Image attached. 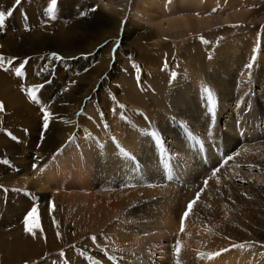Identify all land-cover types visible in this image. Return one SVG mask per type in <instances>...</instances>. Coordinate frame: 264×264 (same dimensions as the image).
I'll return each instance as SVG.
<instances>
[{
	"label": "rangeland",
	"instance_id": "374dc122",
	"mask_svg": "<svg viewBox=\"0 0 264 264\" xmlns=\"http://www.w3.org/2000/svg\"><path fill=\"white\" fill-rule=\"evenodd\" d=\"M104 1L79 0L74 3L73 0H64L63 2L58 0L54 12L49 14L47 8L50 0H22L18 6L15 4V0H0V11L7 13L12 10V15L6 16L10 22L5 21L6 24L4 23L9 31L0 29V56L5 58V60L0 61V96L10 94L13 90L19 93L22 87L29 82L30 85H33V88H36L38 101H33L30 98L32 104L29 106H26L27 104L22 105L26 109L18 107V110L15 111L17 116H13L14 118L11 116L12 121L34 125L31 126L33 128L30 129L31 131L28 130L32 140H30L29 145L26 143L23 148L17 146L26 142H23L25 140L23 137L18 138L21 134L20 131L25 127L10 132V130H7L8 125L3 123L6 119L5 115H0L2 116L0 117V137L4 138L3 142L0 141V264H129L137 254L132 253L131 248L135 245L133 240L128 239V234L131 232L139 236L145 235V242L140 245V248L136 247V252L139 255L142 250L148 248V245L157 244L156 237L160 235V229H162V233L164 232L165 226L162 223L166 214L168 219H164V221L170 222L172 229L167 230L160 240L163 245V255L158 254L155 263L151 264H160L159 262H162L164 257L172 259L173 264H178L183 245L179 244L180 251L177 253V242L184 231L190 233L195 231L190 227V223L195 225V223L200 222L199 230L201 233L206 231L212 236H218L215 231V224L211 225L209 221L208 211L212 200H216V196L218 199L220 198L221 195L217 190L222 187L208 193L204 182L205 180L208 181L210 176L214 177L212 173L215 169L224 167L223 165L229 160L228 157L233 152L231 150L235 148L233 143L229 145L230 141H224V138H222L226 127L230 124L235 125L238 136L241 138L245 136L248 142L253 140L251 136L259 139L258 135L264 134V126H261V122H256L257 119L261 118V115L264 117V104H261L263 110L260 109V113L258 111L259 105L255 104L257 92L254 83L250 85L251 87L247 90L246 96L241 97V104L235 106L233 105L235 101L232 100L230 102L232 105L228 104L230 106L227 105V109H223L204 78L199 84H197V80L192 79L197 99L194 103L200 111L204 110L206 123L204 122L205 125L198 132L200 135L193 134L187 126L181 128L186 139H183L181 135V144L180 146L177 145L180 148L178 150L180 157L174 155L173 152H169V148L165 146L168 141L163 143L157 133L154 132L151 124L153 111H151V114L145 115L127 109L121 104L122 100L123 102L126 101L125 94L127 91L136 90L138 92V87L141 88L144 84L145 76L142 71L144 68L154 75L162 73L165 76L170 75L173 81L179 74H182L180 75L182 78H185V76L190 78V66L185 64L184 58L193 55V50L191 49L188 52L189 54L185 50L189 45L195 43H198L197 45L203 44L204 49L202 51L209 53L213 58L217 56L218 46L224 44V41L229 40L235 43L237 40L243 39L245 42L254 43L250 51L253 55L252 58L255 57L258 63L255 62L259 66H264V39L261 38L260 40V37H258L260 35L264 37V0H243V3H241L242 0L236 1L234 3L239 5L240 9L235 11L231 9L220 10V4L217 3L215 11L210 12L213 13L211 18L204 20L205 26L192 25L179 30L163 29L161 25L156 26L134 18V15L138 16L136 3L139 5V1L129 0L126 16L119 28V33L111 35V38L106 39L105 42H102L88 54L87 52L91 51L89 47L97 45V42H94L95 38H93L95 29H90L89 33L87 31L84 35L80 32H77L79 35L77 33L75 35L69 33V31L78 19H82L81 22H83L88 20L90 15L99 13V6L103 5ZM228 1L231 0H225L226 3ZM31 5L34 7H31ZM93 8L96 11H90ZM81 12L85 15L82 16ZM31 13H34L33 19L30 18ZM226 16L227 20L221 22V19H225ZM126 30H130L131 34L126 36ZM65 32V41L57 49L51 46V43L57 46L61 42V35ZM34 33L36 35L40 34V38H43L44 44L42 46L45 48L41 54L38 53L36 56H32L29 52L28 54H26L27 52L23 53L22 50L25 51L28 45L24 44V41H20L23 37L36 36ZM58 36H60V39H58ZM257 38L261 42L256 45ZM8 39L12 40L15 45L8 48L7 43H5ZM16 46L19 47L20 54H17L14 50ZM4 48L8 49L5 51ZM109 48L112 49L114 54L112 53L113 57H110L108 69L107 65L103 64L96 73H92L90 68L92 60L96 59L97 55L109 50ZM3 49L5 52H3ZM52 52L59 54L63 59L58 60L55 64L46 61L40 64V59H43L44 55L51 58L50 54ZM76 52L84 53L76 55ZM115 54L119 55L117 61L114 57ZM158 57L159 63L157 62ZM8 61L12 63L9 64ZM21 62H25L24 68L21 75L17 76L15 69L20 66ZM153 64L155 66H152ZM33 68L37 70L35 75L32 71ZM103 71L104 73L100 76L102 84L99 83L97 88L94 89L97 95L93 101V97L87 96L83 98L80 108L78 110L74 109L75 104L82 98V94L78 96L77 93L79 92L77 89L75 90L76 86L82 84L87 75L98 76ZM173 73H175V76H173ZM184 82L185 80L182 82V86H184ZM41 84H43V88L36 87ZM103 84L105 85L103 86ZM231 85H233L232 81L231 83L228 82L225 88L229 89ZM82 86L83 84L78 87L81 88ZM205 87L213 93L215 100V105L211 109H209L206 100ZM72 97L78 98L74 104ZM143 97L146 101L148 96ZM237 98H239V95L235 93L233 99L236 100ZM8 99L5 106L12 110L11 105L8 104L9 106H7ZM155 99L167 115L176 113L175 115L181 118L177 114L181 110L179 98L170 99L171 101H167L162 97H155ZM61 102L70 104L65 112H59L60 106H57ZM42 109L51 113L49 127L46 132L42 129ZM226 110L228 113H232L233 117L223 118L222 115ZM126 111L138 117L139 126L131 124L124 117L123 114ZM200 111L196 112L193 109L191 113L200 114ZM7 112L9 110H6L3 114H7ZM182 112L180 114L186 117L187 112ZM257 113H260V118L256 119ZM70 114L72 116L74 114V120L72 117L73 122L76 123L74 131L70 130L69 125L71 124H67L71 119ZM95 118L102 119L104 124L103 133L100 126L93 125ZM169 123L173 127V121L171 120ZM226 123L228 125H225ZM28 127L30 128V126ZM66 129L72 132L69 136L70 139L58 142L57 138L66 133ZM125 131L136 133L131 136V140L137 144L138 149L140 148L138 152L134 153L133 150L128 151L125 150L126 147L121 146L131 154V158L125 157L120 152L119 144L116 142L119 140L118 136ZM151 133H156V137H153ZM26 134L28 135V132ZM13 136L18 139L12 141L14 140L12 139ZM62 138H65L64 135ZM144 138L147 142L144 141ZM7 139L12 140L7 142ZM261 140L263 141V139L258 141ZM41 142L43 146L38 148ZM218 142L220 143L218 144ZM224 143L225 146L222 147L221 144ZM4 145L7 146L4 147ZM39 150L42 152H39ZM144 150H150V156L157 160L156 166L162 168V171L159 170V174L154 176L153 179L152 176L140 175L143 169L139 165L140 162L136 155ZM91 156H99L104 163L102 165L108 164L122 171L118 173L120 177L114 183L117 185L113 187L114 189L122 192L125 189L135 188L137 189L136 194L132 196L136 199H140L141 202L144 200L151 205L156 203L154 207H151L153 210H148V212L154 211L151 216H156V224H152L153 226L146 225V223H143V221H146L144 217L136 219L140 215H136V213L132 215V210L143 208L141 202L137 201L130 204L123 203L119 208V212L112 216V220L116 224L114 228L123 234L121 238L113 234V230L105 224L98 225L91 219V214L86 206L89 203L93 206L94 201L92 203L91 199L85 197L86 206H82L83 203L76 200L78 188H83L89 181L84 180L82 182L80 172L82 169L78 170V167H82L87 161H90ZM59 161L65 164V167L52 172V168L57 167ZM213 164L214 166H212ZM33 165H36V167L34 168ZM24 167L31 171L42 168L46 178L50 179L49 183L53 185L48 189H44L42 194H36V190L30 186L28 188L30 194L27 196L24 194L23 198L7 197V191L10 192L9 187H13L11 182L23 176ZM184 169L187 171H182L185 175L177 176L178 172ZM169 170L173 171L169 173L168 186H166L169 188V194L167 192L166 195L171 194L172 198L176 200L171 205L172 207L169 206L170 202L158 203V200L162 199V194L160 197H147L144 199V190L151 189L153 191L162 188V185L155 182L158 178H162V174L164 176L168 173ZM238 170H242L240 173L244 174L248 180H254L257 177L256 170L251 169L250 166H241L237 169V173H239ZM112 172H114V169L110 168L107 173ZM144 172L149 173L150 169ZM10 175H12V178L6 180V177ZM49 175L50 177H48ZM29 177L31 178L32 174ZM76 180H79V182H76ZM232 182H234V185ZM258 183L264 187V182L259 181ZM235 185L237 186V182L232 178L228 186L234 188ZM14 187V190L19 191L18 185L15 184ZM68 187H71L70 190H66ZM55 191H57V198L52 195ZM226 191L227 189H224V196L227 197L228 192ZM198 192L201 195L193 205L189 216L184 219V231L181 232L182 215L188 203L196 198ZM88 193L90 194L91 191ZM23 200H26L27 204L22 202ZM235 200L238 202L230 201L226 203L228 215L225 216V219L231 226L237 228L240 236L248 237L239 239L241 242L238 241L233 244L236 247H233L234 250L231 252L220 250L217 252L220 255H215L216 252L207 249V255L200 256L195 264H224L226 260H231V264H235V259L241 256L240 252L242 251L244 255L253 256L259 251L260 257H264V231H260L262 232V235H260L259 229L261 228L256 226L257 224L255 225L258 216L244 207V197L242 195H237ZM105 202H108V200ZM261 204L263 207L261 210H264L263 203L261 202ZM34 206L41 208L40 211H37L36 216L41 214L42 219L35 218V224L38 227L33 226L31 223L29 225L24 223L26 214ZM71 206H73V209ZM115 210L116 208L111 211L115 212ZM128 213H131L132 218H128ZM132 219L138 222L134 223L135 221ZM108 220H110V222L107 221L108 223L112 222L111 219ZM125 222L130 224L131 227L125 226ZM156 225L161 226L156 229ZM29 226L33 227L31 233L26 231V227ZM92 237L96 238L95 241L91 239ZM197 238L198 236H195L194 243ZM126 239L128 241H125ZM167 241L174 242V244H168V249H166L167 245L165 243ZM208 241L209 238L205 242ZM239 245H243V248ZM260 249L262 252H260Z\"/></svg>",
	"mask_w": 264,
	"mask_h": 264
},
{
	"label": "bare ground",
	"instance_id": "6f19581e",
	"mask_svg": "<svg viewBox=\"0 0 264 264\" xmlns=\"http://www.w3.org/2000/svg\"><path fill=\"white\" fill-rule=\"evenodd\" d=\"M63 1L64 0H61V2ZM75 1L77 2L79 0H73L74 3ZM138 1H139V5H137L136 3V7H138V10H137L138 16L134 15V18L139 19L140 21H143L146 23L154 24L156 26L161 25L163 29H167V30H179L181 28H188L192 25H196L198 27L205 26L206 24H204V20L211 18V15L213 13H210V12H213V10L216 8L218 4H220V7H221L220 10H223V9L230 10L231 9L235 11L236 9H240L239 5L234 3L239 0H231L230 2L228 1L227 3L225 2V0H219V2L218 0H138ZM97 2H101V0H97ZM224 2H225V5L223 4ZM241 3H243V0L241 1ZM128 5H129V0H105L103 5L99 6V11H100L99 13L90 15L89 19L83 22H81L82 19L81 20L78 19L74 23L73 28L70 29L69 33L79 35V33L77 32H80V33H83L84 35L87 31L89 33L90 29H95L93 38H95L94 42L95 43L97 42V45L89 47L91 48V51L89 50L87 53L90 54L92 50H94V48L98 47L102 42H105L106 39L111 38V35H114V33L115 35L119 33V28L122 24V21L124 20L126 16V10H127ZM31 7H34V6L31 5ZM33 17H34V13H31L30 18L33 19ZM226 20H227V16L225 17V19L222 18L221 22H225ZM5 21L8 23L10 22L9 18L5 19ZM4 25L0 27V29H2V31H9V28L5 27ZM125 34L126 36L130 35L131 31L126 30ZM34 35H36V33H34ZM261 36L262 35L258 36L260 37V40L261 38L264 39V37H261ZM40 37H41L40 34H37L36 36H33V37L28 36L27 38H24V37L21 38L20 41H24V44L28 45L26 46L25 51L22 50V52L23 53L27 52L26 54H28L29 52V54H31L32 56H36L38 53L41 54V52L45 50V48H43L42 46L44 44L43 38L41 39ZM59 37L60 36H58V39H60ZM65 39H66V32L65 34L61 35V42H59L57 46L54 43H51V46L57 49L60 46V44H62L65 41ZM260 40L258 38L256 39V45L257 43L261 42ZM5 43H7L6 46L8 48L15 45L10 39L6 40ZM197 44L198 43L189 45L185 50L186 53H188L191 49L193 50V55H189L184 58L185 64H189L190 66V71H189L190 78L186 76L185 78H182V76H180L182 74H179V76H177V78L173 81L170 78V75L165 76L163 73L154 75L144 68L142 71L144 72L143 75L145 76V82L141 88L138 87L139 89L138 92L136 90L134 91L130 89L131 91H127L125 94L126 101L123 102V100L121 101V99H119L122 102L121 104H123L124 107H127V109L133 110L135 112L148 115V114H151V111H153L154 115L151 120V124H152L154 132L157 133V135L159 136V138L162 140L163 143L164 141H168L165 146L169 148L168 150L169 152H173L174 155L176 154L177 157H180L178 155L179 153L178 150H180V148H178L177 145L179 144L180 146L181 144V140H182L181 135L183 136V139H186V136L184 135V131L181 130V128L182 127L186 128L187 126L193 134L200 135V133L198 132H200L202 126L205 125L206 123L204 110L200 111L198 107L195 106L196 104L194 103L195 101H197V99H196V93L194 92V84L192 82V79L197 80L196 82L197 84H199V82H201L202 79L204 78L208 82L210 89H212V92L216 95V99L219 100L218 102H220V105L223 106V109H227V105L230 104L232 100L235 101L233 104L235 106L241 104L240 103L242 99L241 97L246 96L245 94L246 92H248L247 90H249V88L251 87L250 85H253L252 83H254L256 92H257L256 98H255V101H256L255 104L259 105V110H258L259 112H260V109L263 110L261 108V104H264L263 102L264 100V66H259L257 64L258 61L252 58L253 55H252V52L250 51L252 50V45H254V43L252 44L251 42L250 43H248L247 41L245 42L243 39H239L235 43L229 40L224 41V44L218 46L217 56L213 58L210 56L209 53L207 54L202 51V49H204L203 44H199V45ZM8 48H4L5 51ZM4 49H3V52H5ZM18 49L19 47L16 46L14 50L16 51L17 54H20V50ZM80 53H84V52H76V55ZM112 53H113L112 49L110 50L109 48V50L105 51L103 54L97 55V58L93 59L92 63H90L92 64L90 66L91 72L96 73V71L103 64H106L107 69H108V62L110 61V57H113ZM114 57L117 61V59L119 58V55L115 54ZM40 61H41L40 64H42L44 61H46L47 63L55 64L58 60H53L49 58V56L44 55V58L40 59ZM255 61H257V63ZM157 62L159 63V57L157 59ZM249 63L253 64V67L251 69L247 68V65ZM152 66H155V64H153ZM235 67L236 69H234ZM32 71L34 72V75H35L36 74L35 72L37 70L33 68ZM103 73L104 71L101 72V74L98 76H93L92 74H89L86 76L85 80L82 82L83 86L81 88L78 86L82 84H78L76 86L77 88H75V90L77 89V91L79 92L77 93L79 94L78 96L82 94V98L79 100L78 103L75 104L76 107L74 109L78 110L80 108V105H82L83 103V98L87 96L93 97L92 98V101H93V99L97 95L94 92V89L97 88L99 83H101L100 76ZM184 80H185L184 86H182L181 84ZM231 81L233 82V85H231L229 89L225 88V85L228 82L231 83ZM104 82H105V79H104ZM104 85L105 84H103V86ZM29 88H33V85H30V83L27 82L26 86L22 87L21 89L22 92L19 91L20 94L16 92L15 90H13L12 93L10 94H5V95L0 96V102H2L4 105L6 104V100L9 98L7 101V106L11 105V108H12V110H10L9 107L5 106V110L3 112H0V115H5L6 117L3 123L5 125H8L7 130H10V132L14 130L18 131V129L25 127L23 130L20 131L21 134L18 136V138L23 137L25 139V140L23 139L24 140L23 142L26 141L24 144H18L17 147H22V148L25 146L26 143L29 145L30 140H32L30 139V133L28 130L32 128L31 126L33 124H28L25 122L18 123L14 120L12 121L11 116L12 117L17 116L15 111L18 110V107H22L23 109H26V107L22 105L27 104L26 106H29L30 104H32L30 102V97L27 91ZM235 93L239 95V98H237L236 100L233 99ZM259 94H262V95H259ZM143 96H146V97L148 96L146 98V101H144ZM259 96L261 97L259 98ZM155 97L157 98L162 97L166 99L167 101H169L170 99L179 98L181 102V110L180 112H177V114L181 116V118L175 115L176 113L173 114L172 111H171L172 113L171 115H167L165 110L164 109L162 110V107L156 101ZM221 98H223V100H221ZM77 100H78L77 97L76 98L72 97L73 104ZM68 105H70L68 104V102H61L57 106V107L60 106L59 112H62V111L65 112ZM230 105H232V103ZM170 109H171V106H170ZM193 109L196 112L200 111V114H196L195 112L191 113ZM6 110L7 111L9 110V112H7V114H3L4 112H6ZM182 111L187 112L186 117L180 114V113H183ZM260 113H257L256 119L260 118ZM224 114L222 115L223 118L233 117L232 113H228L227 110L226 112H224ZM123 115L126 119L130 121L131 124L136 125V126L140 125V121L138 117L134 115L133 113L126 111ZM70 117L71 119L69 122H67V124H71L69 125L71 129L70 128L69 129L71 131H74L76 128V125H75L76 123L73 122L74 114L73 116L70 114ZM72 117H73V120H72ZM171 120L173 121V127H171L169 123L171 122ZM257 120L256 122L257 123L261 122V126L263 127L264 117H262L261 115V118L258 121ZM202 121H203V124H202ZM229 122L233 123L235 121H229ZM93 125L100 126L101 132L102 133L104 132V129H103L104 124L102 123L101 118H95L93 120ZM225 125H228V123H226ZM28 126H30V128ZM225 130L226 131H224L222 138H224V141H230L228 143L229 145L233 143L235 147L234 149L231 150L233 151L232 154L230 155L232 159L227 160L225 165H223L224 167L222 166L223 168H219V171L216 172V175L213 178L209 175L210 179L208 180V184H207L208 193H211L213 190L219 187H222L217 190L219 194L221 195L220 198L218 199L216 196L215 197L216 200H212V203L210 204V208L208 211L211 217V218L209 217V221L211 222V225L215 224V231L218 233V236H214V235L212 236V234L207 233L205 230H204L205 233H201L199 230V226L201 224L200 222L195 223V225H193L194 223H190V227H192L195 231L192 233L184 231V234L178 240L179 244L183 245L181 254H179L180 258H179L178 264H195L200 256L207 255V249H210L211 251H214L216 253L219 252L220 250L224 251L225 249H228V252H231L234 250L233 244L238 242L239 239L248 237V236L246 237L240 236V234H238L237 232V228L234 226H231L225 219V216L228 215L226 203L230 201L238 202L235 200L237 195H242L244 197V201H243L244 207H246L247 210L254 212L258 216V219L256 220L255 225L257 224L256 226H259L261 228L259 229V234L262 235V232L260 231H264V210H261L263 209L261 202L263 203V206H264V187H262L261 184L258 183L259 181L264 182V134L261 136L258 135L260 137L259 139H263V141L262 140L258 141L259 140L258 137L251 136L253 140L248 142L245 136L243 138L238 136L239 134H238V131H236L235 125L230 124V126L226 127ZM71 131L67 130V132L63 134L65 138H62L63 135H61L59 136L60 138H57V141L60 142V141H63L64 139L65 141L70 139L69 136L72 134ZM27 132H28V135L26 134ZM134 134L136 133L132 131H125L123 132V134L119 135L118 136L119 140L116 141L118 142L119 147L121 148V146L122 147L124 146L126 147L125 150H128V151L133 150L134 153L138 152L140 148L138 149V147L136 146L137 144L131 140V136H133ZM0 138H1L0 141L4 139V138L2 139V137ZM166 139H170V140H166ZM8 140H12V139H7V142ZM12 141H15V140H12ZM144 141L147 142L145 138H144ZM255 141L256 143H254ZM219 143L220 142H218V144ZM5 146L7 145H4V147ZM41 146H43L42 142L38 148H41ZM221 146L224 147L225 143L221 144ZM39 152H42V151L39 150ZM137 157L140 162L139 165H141L143 169V170L141 169L142 171L140 175L143 174L145 175V177L152 176V179H153L154 176L159 174V170L162 171V168H158L156 166L157 160L153 159L152 156H150V150H144L143 152L136 155V158ZM102 164L104 163L100 160L99 156H91L90 161H87V163L82 165V167L81 166L78 167V170L82 169L80 171L82 174L81 178L83 179L82 182H84V180H89V181L86 185H84L85 188L84 187L78 188V193L76 194V200L80 203L82 202L83 203L82 206H86L85 197L86 199H91L92 203L94 201L93 206L90 203L87 204L86 206L88 211L91 214L90 215L91 219H93L98 225L105 224L111 230H113V234L118 235L121 238V235L123 234L119 230H116V228H114L116 224L113 222L112 216L116 215L119 212V208H121V205L123 203L130 204L132 202L135 203V201L141 202V200L136 199L134 196H132L136 194L137 189L135 188H132L130 190L125 189L122 192L119 191L118 189H114L113 187L117 186L114 183L120 177V174L118 173L122 171L120 169L111 167L108 164H105V165H102ZM104 166H106V168L103 169ZM212 166H214V164ZM241 166H250L251 169H255L257 173V177H255L254 180H251V179L248 180L244 176V174L240 173V171L242 170H238L239 173H237V169L240 168ZM64 167H65V164H62V162L59 161V165L57 167L52 168V172L61 170ZM93 168H95L96 170H94ZM110 168L114 169V172L107 173ZM41 169L42 168H37L31 171L27 167H24L23 176L11 182L13 187H9L10 192L7 191V197L13 198L14 196H16V197L23 198L24 194L26 196L30 194L28 193V188L30 186L33 187L34 190H36L35 191L37 192L36 194H42L44 189H48L49 187H51L53 184L49 183L50 179L46 178V176L44 175V172L41 171ZM147 169L148 170L150 169L149 173L144 172ZM166 169L168 170L169 168H166ZM171 171L173 170H169V172L166 173L164 176L162 174V178H158V180L155 182V183H159L160 185H162V188L158 190H153V191L151 189L144 190V194H143L144 199L147 197H156V196L160 197L162 194L161 196L162 199L160 198L161 200L159 199L158 203L164 204L166 202H170L169 206L172 207L171 205L173 204V202H176V200L172 198L171 194L166 195L167 192L169 194V188L166 186H168V180H169L168 177L170 176L169 173ZM182 171H186V170L185 169L180 170L177 176H180V175L184 176L185 174H183ZM30 174H32L31 178L29 177ZM48 177H50V175ZM10 178H12V175H10L9 177H6V180ZM232 178L234 179V181L236 180L237 182V186L236 185L233 186L234 188H231L228 186V183H230ZM77 181L79 182V180H76V182ZM15 184L19 186V191L14 190ZM232 184L234 185V182H232ZM70 188L68 187L66 188V190H70ZM224 189H227L226 191L228 192L227 197L224 196ZM171 190H170V193H171ZM89 191H91L90 194L88 193ZM219 194H216V195H219ZM52 195L53 197L57 198V191H55ZM106 200H108V202H105ZM25 201L26 200H23L22 202H25ZM141 204L143 208L142 209L136 208L132 210V215H135V213L136 215L139 214L140 216L139 217L136 216L137 217L136 219H140L144 217L145 218L144 220L146 221H143V223H146V225L156 224L157 223L155 222L156 216L155 215L154 216L152 215L153 217L151 216V214H153L152 212L154 211L148 212V210H153L151 207H154L156 203L151 205L143 200ZM71 208L73 209V206H71ZM114 208H116V210L115 212H112L111 210ZM26 209L28 210V208ZM40 209L41 208L38 207L37 211H40ZM239 212L241 213V211ZM132 215L131 213H128L127 216H129L128 218H132ZM36 218L39 220L42 219L41 214H38ZM108 219H111L112 222L108 223L107 221L110 222V220ZM151 219H154V220H151ZM164 219H168L167 214L164 216ZM164 219L162 223V225L165 226L164 232L162 233V229H160L161 230L160 235L159 236L156 235L157 244L153 246L148 245V248L142 250V252L139 255L136 252V247L140 248V245L145 242L144 241L145 235L139 236L131 232L128 234V239L133 240L134 245H135V246H132L131 248V250H133L132 253L137 254L131 259L129 264L155 263L156 256L158 254L163 255V252H162L163 245H162V241L160 240L164 236V234H166L167 230L172 229L170 227L171 223L164 221ZM132 220L135 221L134 223H136L137 221L134 219ZM124 225L128 227L130 226V224H127V223ZM159 226L161 225H158V226L156 225L155 228L157 229L159 228ZM134 232H136V230H134ZM195 236H198V238L195 240V243H194ZM208 238H209V241L205 242L208 240ZM216 238H219L221 240H217ZM128 239H126L125 241H128ZM151 241H154V240H151ZM165 243L167 245L166 246L167 248L165 247L166 249H168L169 247L168 244L169 245L174 244V242L172 241L171 242L167 241ZM260 252H262L261 249H260ZM240 255L241 256L238 258L235 257L236 259L233 258L235 259V264H256V263L264 264V257L263 258L260 257L259 251L254 256L248 255V254L244 255L243 251L240 252ZM159 263L160 264H173V261L170 258L167 259L164 257V260ZM224 264H231V260H226Z\"/></svg>",
	"mask_w": 264,
	"mask_h": 264
},
{
	"label": "snow or ice",
	"instance_id": "6c2138e0",
	"mask_svg": "<svg viewBox=\"0 0 264 264\" xmlns=\"http://www.w3.org/2000/svg\"><path fill=\"white\" fill-rule=\"evenodd\" d=\"M22 2V0H15V4L18 6L20 5ZM56 5H57V0H50V4H49V7L47 8V13L51 14L54 12L55 8H56ZM90 11H96L95 8L91 9ZM215 11V9L213 10ZM12 15V10H9L7 13H5L4 11H0V27H2L5 23V19H6V16H11ZM81 15H85V13L81 12ZM27 30V29H26ZM107 43V42H106ZM50 57L53 59V60H61L63 59L59 54L55 53V52H52L50 54ZM253 59H255V57H253ZM5 60L4 57L0 56V61H3ZM9 64H11L12 62L11 61H8ZM24 63L25 62H21L20 66L17 67L15 69V74L17 76H20L21 73H22V70L24 68ZM253 67V64L252 63H249L247 65V68L251 69ZM173 76H175V73H173ZM38 88H43V84L41 85H38L36 86ZM66 90V89H65ZM28 95L29 97L33 100V101H37V96H36V88H29L28 90ZM204 92L206 94V100H207V103H208V106H209V109H211L212 107H214L215 105V100H214V97H213V93L207 88L205 87L204 88ZM38 102V101H37ZM5 110V105L0 102V112H3ZM43 111V116H42V129L43 131H47L48 127H49V123H50V119H51V113L47 110H44L42 109ZM27 131V130H25ZM151 135L153 137H156V133H151ZM12 139H17V137L13 136ZM155 142V141H154ZM120 152L125 156V157H129L131 158V154L126 152L123 148H120ZM167 155V154H166ZM228 159H232V157H228ZM33 167L35 168L36 165H33ZM41 171H43V169H41ZM219 169H215L212 173L213 176L216 175V172H218ZM205 186H207L208 184V181L205 180L204 182ZM201 193L198 192L196 194V198L193 200V201H190L186 207V210L185 212L183 213L182 215V218H181V232L184 231V219L187 218L191 212V209L193 208V205L196 203V201L198 200V198L200 197ZM36 214H37V208L34 206L32 207L29 212L26 214V217H25V221L24 223L26 225H29L30 223L33 225V226H37L35 224V218H36ZM54 223H55V220H54ZM26 231L27 232H32L33 231V227L32 226H29V227H26ZM91 239H93V241H95V237H92ZM240 247H243V245H239ZM233 247H236V245H233ZM180 251V247H179V242L177 243V247H176V252L179 253ZM224 251H228V249H225ZM215 255H220V253H216Z\"/></svg>",
	"mask_w": 264,
	"mask_h": 264
}]
</instances>
